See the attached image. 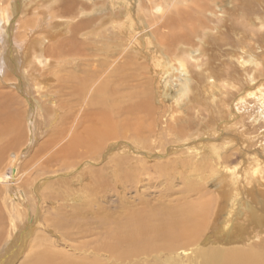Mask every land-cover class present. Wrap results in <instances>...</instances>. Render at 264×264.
Listing matches in <instances>:
<instances>
[{"label":"bare ground","instance_id":"6f19581e","mask_svg":"<svg viewBox=\"0 0 264 264\" xmlns=\"http://www.w3.org/2000/svg\"><path fill=\"white\" fill-rule=\"evenodd\" d=\"M1 225L0 264H264V0H0Z\"/></svg>","mask_w":264,"mask_h":264},{"label":"rangeland","instance_id":"374dc122","mask_svg":"<svg viewBox=\"0 0 264 264\" xmlns=\"http://www.w3.org/2000/svg\"><path fill=\"white\" fill-rule=\"evenodd\" d=\"M15 33V32H14ZM4 90V89H3ZM4 91H7V90H4ZM252 120V118H251ZM241 158V157H240ZM76 158L74 156H71V157H67V158H58V157H46V158H43L41 161H38L37 163H35L34 165H32L27 171L25 174H27L30 178L34 177V176H37L38 174H40L41 170L45 169V168H50V167H55V166H58L64 162H71V161H74ZM126 166L129 167V168H134V172L138 175V177L143 180L144 182H147V181H150L152 183H157V182H160L164 179L165 175L163 173V166L162 165H148V164H143L141 162H138V161H134V160H127L126 161ZM174 171L175 169L172 168ZM172 172L173 174H171V177H176V181L179 182L181 178V176L179 175V173L177 174V172ZM60 174H65V173H60ZM66 175H68L66 173ZM170 175V174H169ZM175 175V176H174ZM69 176V175H68ZM155 186L152 185V187L150 188V192L154 191L156 192L157 191V188H154ZM162 188V186H160ZM164 187V186H163ZM156 189V191H155ZM160 189V188H159ZM158 189V191H159ZM157 191V193H158ZM152 193V194H156L157 193ZM67 194V193H65ZM67 196V195H65ZM154 196V195H153ZM152 196V197H153ZM63 197L59 200L61 203H62V200ZM153 201L156 202V199L153 198ZM9 216L6 215L5 217V222L6 220L8 219ZM10 223V222H9ZM8 223V225H9ZM0 232L2 234H5V233H8L10 232V226H5L3 227L2 225L0 226Z\"/></svg>","mask_w":264,"mask_h":264}]
</instances>
